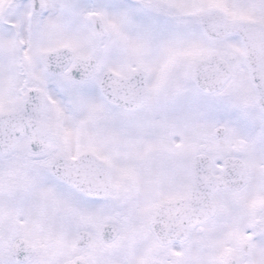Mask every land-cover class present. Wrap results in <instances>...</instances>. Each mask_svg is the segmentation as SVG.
<instances>
[{
  "label": "snow or ice",
  "instance_id": "obj_1",
  "mask_svg": "<svg viewBox=\"0 0 264 264\" xmlns=\"http://www.w3.org/2000/svg\"><path fill=\"white\" fill-rule=\"evenodd\" d=\"M0 264H264V0H0Z\"/></svg>",
  "mask_w": 264,
  "mask_h": 264
}]
</instances>
